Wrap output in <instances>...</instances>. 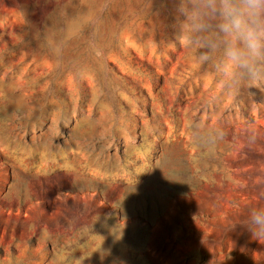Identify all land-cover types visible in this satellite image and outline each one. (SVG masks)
<instances>
[{
	"label": "rangeland",
	"instance_id": "1",
	"mask_svg": "<svg viewBox=\"0 0 264 264\" xmlns=\"http://www.w3.org/2000/svg\"><path fill=\"white\" fill-rule=\"evenodd\" d=\"M175 7L0 0V264H264V87L177 49Z\"/></svg>",
	"mask_w": 264,
	"mask_h": 264
},
{
	"label": "clouds",
	"instance_id": "2",
	"mask_svg": "<svg viewBox=\"0 0 264 264\" xmlns=\"http://www.w3.org/2000/svg\"><path fill=\"white\" fill-rule=\"evenodd\" d=\"M177 49L196 53L193 62L212 63L230 90L264 87V0H176ZM223 129L215 138L223 139ZM248 230L264 240V207L249 210Z\"/></svg>",
	"mask_w": 264,
	"mask_h": 264
}]
</instances>
